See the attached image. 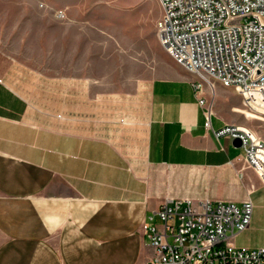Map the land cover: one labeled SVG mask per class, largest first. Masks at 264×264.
<instances>
[{"label": "crops", "instance_id": "0c3cea01", "mask_svg": "<svg viewBox=\"0 0 264 264\" xmlns=\"http://www.w3.org/2000/svg\"><path fill=\"white\" fill-rule=\"evenodd\" d=\"M31 4L25 64L0 52V264H147L155 250L142 224L168 199H251L252 222L234 243L264 247V183L240 142L215 135L246 122L213 113L206 126L212 105L200 99L211 85L138 77L115 89L89 10L60 22ZM3 20L0 45L14 47L18 25ZM34 31L42 47L52 35L56 55L34 62Z\"/></svg>", "mask_w": 264, "mask_h": 264}, {"label": "built area", "instance_id": "2783aa9c", "mask_svg": "<svg viewBox=\"0 0 264 264\" xmlns=\"http://www.w3.org/2000/svg\"><path fill=\"white\" fill-rule=\"evenodd\" d=\"M159 2V40L177 65L197 76L196 90L218 82L234 88L245 110L257 112L264 100V0ZM200 104L205 106L206 100L201 98ZM212 115L210 108L207 127ZM215 135L239 140L246 165L264 183V137L236 125ZM253 212L251 199L242 204L165 200L142 224L155 250L147 264H264V247L234 243L249 228Z\"/></svg>", "mask_w": 264, "mask_h": 264}, {"label": "rangeland", "instance_id": "374dc122", "mask_svg": "<svg viewBox=\"0 0 264 264\" xmlns=\"http://www.w3.org/2000/svg\"><path fill=\"white\" fill-rule=\"evenodd\" d=\"M32 0H16V13H10L11 0H0V23L7 19L4 25L17 23L18 38L14 47L0 45V52L13 56L15 60L25 64L26 49V26L24 22L25 10L32 6ZM40 8H49L52 16L60 22L70 21L76 15L69 16L70 8H83L89 10V15L84 18L97 23V31H92V38H96L97 44L94 47L99 60L107 58L108 70L114 72L115 89L121 87L132 88L133 82L138 77H192L193 74L177 65L168 55L162 46L158 33L157 23L162 15V7L159 0H35ZM62 14V16L60 15ZM11 15V16H10ZM15 19V20H14ZM2 20V21H1ZM12 20V21H11ZM14 20V21H13ZM28 48L33 50L34 62L42 61L47 56L56 55V46H50L52 35L48 37L44 46L42 40H36L35 36ZM40 38V36H39ZM34 41V42H33ZM6 42L0 41V43ZM44 50L45 54L42 53ZM106 55V56H104ZM3 65L0 62V66ZM214 85H206L207 104L212 105L215 116L223 118H242L246 124L244 127L253 129L261 137H264V100L260 101L261 106L256 109L261 113L238 114L233 112L232 107L241 103L242 99L236 94L234 88L222 86L215 82ZM242 112V113H243Z\"/></svg>", "mask_w": 264, "mask_h": 264}, {"label": "bare ground", "instance_id": "6f19581e", "mask_svg": "<svg viewBox=\"0 0 264 264\" xmlns=\"http://www.w3.org/2000/svg\"><path fill=\"white\" fill-rule=\"evenodd\" d=\"M251 113V112H250ZM253 113H261V112H259L258 110H257V112H253ZM261 114H263L264 115V113H261Z\"/></svg>", "mask_w": 264, "mask_h": 264}, {"label": "water", "instance_id": "95a60500", "mask_svg": "<svg viewBox=\"0 0 264 264\" xmlns=\"http://www.w3.org/2000/svg\"><path fill=\"white\" fill-rule=\"evenodd\" d=\"M238 142H240L239 140H237ZM240 144H241V142H240Z\"/></svg>", "mask_w": 264, "mask_h": 264}]
</instances>
